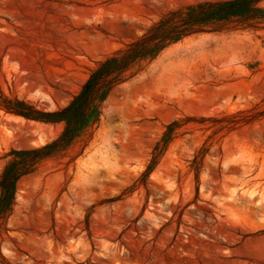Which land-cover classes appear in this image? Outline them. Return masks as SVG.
Listing matches in <instances>:
<instances>
[{"label": "rangeland", "instance_id": "obj_1", "mask_svg": "<svg viewBox=\"0 0 264 264\" xmlns=\"http://www.w3.org/2000/svg\"><path fill=\"white\" fill-rule=\"evenodd\" d=\"M202 1L0 0V93L56 109L105 57ZM62 128L0 109V172L10 150ZM0 264H264V21L136 66L68 148L19 180Z\"/></svg>", "mask_w": 264, "mask_h": 264}, {"label": "trees", "instance_id": "obj_2", "mask_svg": "<svg viewBox=\"0 0 264 264\" xmlns=\"http://www.w3.org/2000/svg\"><path fill=\"white\" fill-rule=\"evenodd\" d=\"M262 0L202 1L168 12L139 37L101 60L90 71L80 89L64 105L44 110L34 104L0 93V109L26 119L63 124L60 133L37 145L9 151L0 172V220L11 208L19 180L35 171L41 162L68 148L74 139L101 113L111 91L127 80L142 61L154 58L170 45L189 36L246 28L264 21ZM178 121L171 122L154 148L145 174L171 142Z\"/></svg>", "mask_w": 264, "mask_h": 264}]
</instances>
